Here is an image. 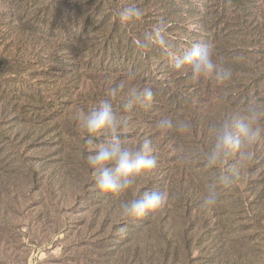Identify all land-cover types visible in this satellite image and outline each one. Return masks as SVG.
Returning a JSON list of instances; mask_svg holds the SVG:
<instances>
[{"label": "rangeland", "instance_id": "374dc122", "mask_svg": "<svg viewBox=\"0 0 264 264\" xmlns=\"http://www.w3.org/2000/svg\"><path fill=\"white\" fill-rule=\"evenodd\" d=\"M134 1L0 0L1 111L5 104L14 102V107H18L16 121L20 125L13 129L10 143L4 140L3 143L0 142L1 173L6 174L5 184L0 183V264H264V118L258 125L262 129L260 137L254 144L243 149L252 153L251 159L233 152L216 169H210L206 177L194 170L199 166L200 160L187 137H180L184 158L173 160L175 150L171 151L166 146L163 134L159 138L150 135L152 131H164L160 124L152 121V118L145 121L140 116L136 119L138 125L123 121L124 124L119 129L127 133V136L116 138L124 145L138 148L140 144L132 135L135 132H145L150 136L148 140L152 142L158 168L154 172L139 174L131 188L114 195L99 192L96 188L95 171L88 172L77 157L73 160L64 159L62 167L57 164L49 166L48 170L37 175V180L31 182L20 157L12 148L14 146L20 149L21 144L27 142L26 131L22 133L18 129L29 131L34 128L28 121H25L26 125L18 122L22 111L20 101L27 95L41 94L46 99V107L53 89H56V82L52 80L54 77L46 74V71L52 69L50 67L53 62L48 57H51L49 55L54 53L57 46L49 47V55L45 54L48 56L42 57V61H36L35 57L41 47H44L38 41L41 35L52 38L61 34V24L55 17L59 15V18L65 19L66 29L76 35L84 22L90 21V37L96 32L105 37L108 27L119 24L121 34H125L123 48H129L133 34H143L150 28L144 27L141 21L125 26L116 20V10L122 6L136 5ZM147 1L158 2L156 4L159 5H165L166 2ZM184 1L191 9L187 6V10L180 11L179 20L184 24L176 25L179 32L174 36L184 32L190 36L195 35V38L191 39L190 45L183 46L167 37L166 41L176 56L164 55L166 65L161 64L158 73L146 66V61L141 62L140 68L136 70L140 79H147L143 81L145 85H155L156 81L167 78L164 74L167 67L179 69V73L184 75L188 72V67L181 61L193 44L208 45L213 52L216 42H221L227 36L229 43H218L223 46L215 50L213 58L220 63L222 54L226 52V55L233 58L231 62L243 63L244 69L237 75L247 77H241V80L232 77L223 85L208 78H192L191 85L187 88L188 93L179 89L184 91L183 97H187L185 94L189 97L185 99L188 103L184 102L179 110L190 109L210 119H219L211 122L210 128L221 122L229 109L241 111L243 118L250 108H257L264 115V63L259 54L264 45L257 46L249 35L242 36L235 26L231 27V31L225 30V24H234L232 22L235 20V10H231L230 2ZM74 3L77 4L76 7H73ZM224 3L227 5L226 10L223 9ZM250 4L249 12L252 13L248 12L249 17L245 21L249 25L255 23L253 28L259 29L264 24V0H253ZM158 9V5L147 7V11L143 10L142 20L148 19L150 26L156 23L161 17L157 13ZM76 10L83 19L78 28L68 18L76 17ZM173 10L176 11L177 8ZM105 19L109 22L106 23ZM24 25L36 35L29 47H25L29 48L27 55L19 56L18 40L23 36L19 29L22 30L21 26ZM170 27L171 25L168 28ZM125 29L130 30L128 32ZM214 36L218 41H214ZM151 48L160 51L159 48ZM123 52L127 57L128 50ZM122 63L126 61L123 60ZM131 63L133 64L132 61ZM88 83L90 78H84L81 86ZM3 110L5 114L1 117L8 118L5 125H14L12 111L9 107ZM30 113L32 108L24 117L29 118L32 116ZM78 137L76 135L72 138L77 141ZM105 138L108 140L101 143L107 144L113 139L106 135ZM20 150L23 152V149ZM72 151L73 148L69 145L66 155L72 154ZM183 159L187 164L191 163L193 168L189 169V173H192L190 178L199 190L187 200H182L178 193L167 191L172 173L170 169L163 173L160 168L161 165L169 166V161L170 167H175L176 161L181 163ZM225 170L236 174L234 183L228 188L218 185L216 205L211 208L202 207L209 186ZM148 175L151 177L148 178ZM145 190L165 193L164 203L141 218L123 217L120 203L136 199ZM166 209L169 211L167 218L166 212L162 216L158 215ZM164 219L165 224L162 223ZM147 220L149 222L145 224L146 228L139 230L141 223ZM155 225L156 228L145 236L146 230ZM161 229L163 233L160 232Z\"/></svg>", "mask_w": 264, "mask_h": 264}, {"label": "trees", "instance_id": "16d2710c", "mask_svg": "<svg viewBox=\"0 0 264 264\" xmlns=\"http://www.w3.org/2000/svg\"><path fill=\"white\" fill-rule=\"evenodd\" d=\"M134 2L136 3L134 6L144 11H147L146 8L149 6H159L157 13H160L161 17L158 19H165L169 22V25H171V27L167 29L166 39L167 37L170 39L172 38L175 44L180 43L183 46H188L191 43V39L195 38V35L190 36L184 32V34L182 33L179 36H174L179 32L176 25L180 26L184 24L182 20H179L180 11L182 9L187 10V6L191 9L184 0H166L165 5L164 3L159 5L156 4L158 2L147 0H135ZM223 2H230L231 10H235L233 11L235 20L232 22L235 25L225 24V30L231 31V27L235 26V28H239L237 31L241 32L242 36H245V34L249 35L254 44L262 47V45H264V24L260 25L259 29H257L256 27L253 28L255 23L249 25L248 22L245 21V18L249 17V13H252L249 12L251 9L249 5H251L250 2H253V0H223ZM76 5L77 4L74 3L73 7H76ZM175 7L177 8L176 11L173 10ZM223 9H227L226 3H224ZM162 14L165 16L163 17ZM55 18L59 21V24H61V34L57 35V37H52L55 38L54 40L41 35L38 41H41L44 47H41V50L35 57L36 61L39 59L42 61V59L49 55V51H47L48 48L54 45L57 46L54 49V53L49 55L51 57H48V60L53 62L50 67L52 69H47L46 71V74L54 77L52 80L56 82V89H53L52 96H50V99L48 98L49 104L46 107V99H44L41 94L37 96L30 94L20 101L22 111H20L21 116L18 122L20 121L21 125H26L25 121H28L30 124H33L34 128L32 130L29 129V131L25 129L17 130L22 133L26 131L28 135L26 138L27 142L20 146L23 152L17 147L12 146L13 150L15 149L17 155L20 157L30 181L34 182L37 180V175L48 170V168H50L49 166L57 164L62 167L64 159L73 160L74 157L78 158L79 163L82 164L88 172L95 171L94 166L88 160V156L94 153L95 148L93 147L94 145L86 143V134L80 127V123L77 119V112L80 109L91 110L101 99L109 100L114 114L121 117L123 121H128L130 124L137 123L136 125H138L139 122L136 120L138 116L145 121L151 120L150 118H152V121L158 123V125L161 124L163 120L176 117L189 120L191 122V132L188 134H180L176 132L174 128H163L164 131H152L150 135L159 138L160 134H163L166 146H169L171 151L175 150V155L171 154L173 160L184 158L183 153L185 152L181 146L180 137H187L191 146L196 150V154L200 160L198 161L199 166H196L197 168H194V170H197V174L200 176L206 177L210 173V169L204 166L205 155L212 144L210 125L212 124L211 122H215L214 120L219 119H210V117L190 109L179 110L184 102L188 103L185 101L186 98H189L188 95L185 94L187 97H183L184 93L182 92L184 91H180L179 89L182 88L188 93L187 88L190 87L192 80L189 70L184 75H181L179 69H174V71L167 67V69H164L167 80L156 81V83H154L155 85H150L153 92V99L151 102L147 104L137 102L133 105L131 110H126L125 104L127 103V92L129 88L135 87L140 90L146 86L143 81H147V79L141 80L140 75L136 71L140 68V63L146 61V66H150L151 69L153 68V72L158 73L160 72L158 69L161 68V64L166 65L163 61L166 54L161 50L157 51L151 47L141 49L135 45L133 41L134 39L142 37L141 32L132 35V40L129 41V48H123L125 45V34H121L119 24L108 27L107 33L104 34L105 37L99 32H96L95 35L90 37L88 36L89 28L92 25L90 21H85L81 27V31L76 35L66 29L67 24H65V19L62 20V18H59V15ZM68 18L73 20L72 23L77 28L81 25L80 20H83L82 15L78 13L76 17L70 16ZM140 21L147 29L150 27L148 19ZM105 22L108 23L109 21L105 19ZM130 27V29H132L131 25ZM21 28L22 30L19 29V32L23 33V36L18 40L20 47L17 52L19 56L24 54L27 55L29 48L25 47H29L30 41L34 39V35H36V33L28 29L26 25L23 27L21 26ZM125 30L129 32L128 29ZM214 38V41H218L216 36H214ZM229 40L227 36H224L221 42H216V46L212 53L214 54L216 49H221L223 46V44L219 46L218 43H229ZM125 50H128L127 57L123 52ZM45 54L48 55L45 56ZM259 54H261L260 58L263 60L262 63H264V49H261ZM4 58L5 57H3L2 60H4ZM123 60H125L126 63H122ZM232 60L233 58L226 55L225 52L222 54L220 63L233 70V78L237 77L241 80V77H247L246 75H241V77L237 75L241 69H244L243 63L236 61L231 62ZM36 61L34 62L36 63ZM41 68L43 69L44 67L41 66ZM84 78H90V83L85 85L82 84L83 86H81ZM262 79H264L263 76ZM121 84L125 86L121 95L112 99L108 95L109 90L119 87ZM179 97L182 98L179 100ZM2 98L3 97H0V142L4 140L6 143H10V136L14 134L13 129L20 126L16 121L18 107L17 105L14 107V102H9L5 104L6 106L4 105L3 109L9 107L12 111L14 114L12 120L15 121L14 125L6 126L5 122H7L8 118L1 117L5 114L3 109L1 111V105L3 104ZM31 108L32 113H30V115L32 116H29V118L24 117V114H29ZM227 114L231 116H227ZM222 118V121L227 120L232 122L243 119L241 111H236L235 109H229L228 113ZM123 124H121V126ZM121 126L119 128H121ZM72 135L79 136L78 140L75 141ZM105 135L109 139L113 137L112 134H98L94 138V144L96 142H103V140L106 139ZM115 136L124 138L127 136V133L118 129ZM132 136L139 142L140 146L150 137L146 135L145 132L142 134L135 132ZM69 145L73 148V151L72 154L66 155ZM172 162L174 163L175 161ZM176 162L177 166L175 167H170L171 161H169V166L161 165L160 168L163 173H165L166 169H170L172 173V179L170 178L168 180L169 186L167 191L178 193L182 200H187L188 197L192 198L193 194L196 195L195 192L199 191L190 178L192 173H189V169L192 170L193 167L191 163L187 164L185 159H183L181 163L178 161ZM1 166L2 164H0V183L5 184L6 174L1 173ZM149 177H151V175H148V178ZM165 212L167 218L169 215L168 209L164 212L161 211L158 215L162 216ZM148 222L147 220L141 223V228L139 230L146 228L145 224ZM162 223L165 224L166 219H164ZM154 228H156V225L147 229L145 236H148V233H151ZM160 232L163 233V229H161Z\"/></svg>", "mask_w": 264, "mask_h": 264}, {"label": "clouds", "instance_id": "9594fccd", "mask_svg": "<svg viewBox=\"0 0 264 264\" xmlns=\"http://www.w3.org/2000/svg\"><path fill=\"white\" fill-rule=\"evenodd\" d=\"M144 12L134 5L122 6L115 12L116 20L127 26L130 23L143 19ZM169 22L160 19L152 24L149 30L143 32L141 38L134 39V44L139 48L156 47L168 56L175 57L176 53L166 41ZM188 66L191 78L209 80L223 85L233 77V70L217 63L213 58L210 46L195 43L187 51L181 61ZM180 66L179 64L177 65ZM124 85L109 90L108 95L115 99L121 95ZM153 92L150 85L138 90L130 87L127 92L126 110H131L137 102L150 103ZM264 118L257 108H250L248 114L240 120L221 121L210 128L212 144L208 149L204 166L208 169H216L233 153H240L247 159H251L252 153L243 149L254 144L261 135L262 129L258 126ZM80 127L86 134V143L94 145L95 151L88 156L89 162L94 166L96 173V188L99 192L108 195L119 194L129 188L135 182V178L145 172H154L158 168L154 148L150 140H145L140 147L124 145L116 138L115 133L123 123L118 115L114 114L112 105L107 99H101L91 110L80 109L77 112ZM161 128H174L180 134L191 132V122L179 117L161 121ZM98 134H112L110 143L94 144V138ZM235 173L227 170L217 175L214 184L209 186L207 194L202 201V207L211 208L218 201L217 186L228 188L235 181ZM166 199L165 193L157 190H145L138 194L136 199L122 201L120 212L123 217L141 218L149 211L160 207Z\"/></svg>", "mask_w": 264, "mask_h": 264}]
</instances>
